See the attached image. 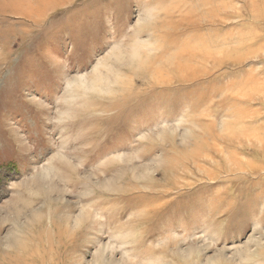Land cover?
<instances>
[{"label":"rangeland","instance_id":"rangeland-1","mask_svg":"<svg viewBox=\"0 0 264 264\" xmlns=\"http://www.w3.org/2000/svg\"><path fill=\"white\" fill-rule=\"evenodd\" d=\"M0 264H264V0H0Z\"/></svg>","mask_w":264,"mask_h":264},{"label":"bare ground","instance_id":"bare-ground-1","mask_svg":"<svg viewBox=\"0 0 264 264\" xmlns=\"http://www.w3.org/2000/svg\"><path fill=\"white\" fill-rule=\"evenodd\" d=\"M25 3V2H24ZM26 4V3H25ZM27 5V4H26Z\"/></svg>","mask_w":264,"mask_h":264}]
</instances>
